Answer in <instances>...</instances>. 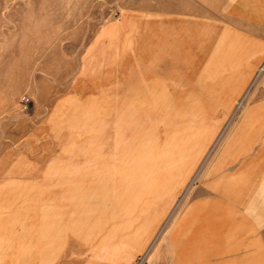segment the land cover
<instances>
[{
	"label": "rangeland",
	"instance_id": "374dc122",
	"mask_svg": "<svg viewBox=\"0 0 264 264\" xmlns=\"http://www.w3.org/2000/svg\"><path fill=\"white\" fill-rule=\"evenodd\" d=\"M261 164L264 0H0V264H264Z\"/></svg>",
	"mask_w": 264,
	"mask_h": 264
},
{
	"label": "crops",
	"instance_id": "0c3cea01",
	"mask_svg": "<svg viewBox=\"0 0 264 264\" xmlns=\"http://www.w3.org/2000/svg\"><path fill=\"white\" fill-rule=\"evenodd\" d=\"M258 130H261V128ZM256 171L257 183L255 190L252 189L255 193H250V209L246 211V214H243L244 220L239 224L241 232L257 233L258 231H264V165H259ZM230 205L235 207L236 204ZM245 217H248V219L245 220ZM253 238L254 240L250 243H264L263 240L257 239V236Z\"/></svg>",
	"mask_w": 264,
	"mask_h": 264
}]
</instances>
